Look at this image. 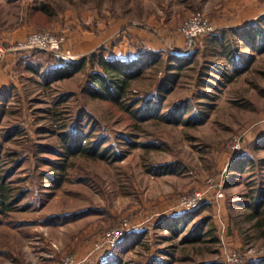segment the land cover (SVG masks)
I'll return each mask as SVG.
<instances>
[{"label": "rangeland", "instance_id": "obj_1", "mask_svg": "<svg viewBox=\"0 0 264 264\" xmlns=\"http://www.w3.org/2000/svg\"><path fill=\"white\" fill-rule=\"evenodd\" d=\"M193 1L0 0V31L9 37L52 30L78 61L103 47L109 55L145 50L153 61L121 105L91 96L86 68L53 79L51 67L62 64L40 51L39 61H25L31 70L23 64L19 86L0 93V189L10 188L11 206L0 205V264H62L66 255L78 264L112 256L110 264H225L226 248L239 251L242 264H263L264 229L245 202L251 188L264 189V0ZM42 6L49 20L35 15ZM184 11H201L215 30L179 49L180 28L168 24L181 26ZM77 32L97 40L87 54L73 49ZM187 51L190 65L175 68L171 56ZM178 114L190 121L178 123ZM236 134L243 144L234 156ZM251 148L259 161L240 169ZM211 177L221 180L222 209L214 192L195 208L177 207ZM126 218L138 233L113 254L116 245L93 253ZM176 222V234L159 227ZM213 224L218 242L207 235ZM197 233L201 242L183 243Z\"/></svg>", "mask_w": 264, "mask_h": 264}, {"label": "trees", "instance_id": "obj_2", "mask_svg": "<svg viewBox=\"0 0 264 264\" xmlns=\"http://www.w3.org/2000/svg\"><path fill=\"white\" fill-rule=\"evenodd\" d=\"M185 2H188V0H185ZM192 3H194L193 0H192ZM49 9L50 8H48L47 6L39 7L38 11L35 12V15L37 14L39 19L49 20V18L51 17L50 14L52 12ZM183 13H184L183 21H185L189 17V12L186 13L184 11ZM36 26L40 27V25H36ZM168 26L171 29H176L178 27L179 28L181 27L178 21H174L172 24H168ZM143 43H146V42H143ZM143 48L148 49L145 46H143ZM187 49L189 50V48ZM110 52L111 50L109 48L103 47L99 50V52H96L95 54H91L90 56H85L79 61L71 63L69 65L57 64L55 66H52L50 72L53 73L52 74L53 79H64V78L72 77L78 71L84 70L86 68V70L88 69L87 79L90 85L89 91H90L91 96L94 99L112 101L118 105L119 104L121 105V103L125 101V98L130 92L129 90L131 88L132 81L135 78H137L139 75H141L140 73L144 68L152 65L153 61L148 52L147 54H145V50H141L138 53H132V54H128L125 56H121V55L118 56L116 54L109 55ZM190 53H191L190 51L180 52V54H175L171 56L172 58L171 60L175 62V64H173L175 68L181 69L187 65H190L191 59L188 58L187 56V54H190ZM56 61L59 62L58 59H56ZM167 80H169V78H167ZM138 102H139V99L134 100L131 103L132 108L135 105H137ZM149 103H150V100L146 98L145 104L148 106ZM179 117H183V116L178 114V118L177 117L175 118V121H177L178 123H180V121L182 120V118H179ZM182 121L188 123L190 120L183 119ZM77 145H78L77 147L80 146L79 143ZM260 145H264V139L263 141L260 140ZM252 154H253V150L251 148L249 153H245L239 157L240 161H239L238 167L240 169L245 168L247 165L252 164L253 162L259 161ZM235 169L236 167L233 168L232 171H235ZM3 180H4V176L1 181L3 182ZM4 186L5 185H3L0 189V205L4 207L3 208L4 210H7L11 208L10 204H8V191L10 190V188H5ZM250 193H251L250 200L245 202L246 207L251 209L249 218L252 220L258 219V226L264 229V189L253 187L251 188ZM208 219L210 220V218L206 217L204 221L207 222ZM177 224L178 222H176V226L175 225L173 226V224H171L172 226H168V224H166V225H161L159 227L161 228L168 227V229H170L173 232V234H176L179 231V228H178L179 226H177ZM209 227H210V230H208L207 235L214 236L215 237L213 238L214 242H218V238L216 237L217 233H216L214 224L212 226L210 225ZM134 233H138V231L133 232V230H131L130 232L126 234L125 238L132 236ZM202 237H204L202 233H197V234H194L193 236L183 238L182 241L183 243H188L189 241L190 242H201ZM125 238H123L120 242L115 244L116 246L114 245L115 246V247L113 246L114 248L111 247L113 248L112 254L115 253L116 247L122 241H124ZM170 254H173V253H166V255H170ZM112 257L106 262V264H110L109 261L112 259ZM153 260H154L153 264H171V262H169L168 260H164L163 258H153ZM256 264H259V262H256ZM263 264H264V261H263Z\"/></svg>", "mask_w": 264, "mask_h": 264}, {"label": "built area", "instance_id": "obj_3", "mask_svg": "<svg viewBox=\"0 0 264 264\" xmlns=\"http://www.w3.org/2000/svg\"><path fill=\"white\" fill-rule=\"evenodd\" d=\"M215 30L213 23L201 11L193 13L187 18L180 27V32L185 38V47L192 46L194 41L205 36ZM66 36L58 35L52 30H39L27 34L23 39L13 43H8L3 34L0 33V60H2L10 52H30L40 50L54 56L63 65H69L78 61L76 55L71 49L65 47ZM242 135L236 134L229 141V148L234 156H237L242 150ZM221 180L214 178L208 179L206 188L197 189L178 198L177 207L182 209H192L205 202L210 192L215 193L214 202L218 206L222 205L224 191ZM220 220V218H219ZM133 229L132 221L129 218L122 219L121 222L108 229L94 243L92 252L102 251L111 248L120 242L128 232ZM225 264H242L243 257L239 251L226 248L223 252ZM62 264H78V260L72 255H66L62 259Z\"/></svg>", "mask_w": 264, "mask_h": 264}, {"label": "crops", "instance_id": "obj_4", "mask_svg": "<svg viewBox=\"0 0 264 264\" xmlns=\"http://www.w3.org/2000/svg\"><path fill=\"white\" fill-rule=\"evenodd\" d=\"M31 28V27H29ZM165 29V28H164ZM166 30V29H165ZM178 31L179 27L176 29H171L170 31ZM1 32V31H0ZM179 32V31H178ZM4 36V38L6 39V41L8 43H13L17 40L23 39V37L28 34L27 31L25 32V34H15L12 35L11 37H9L5 32H1ZM78 33V32H77ZM136 34V33H135ZM141 36V41L144 42L145 39H148V35L145 32H140L139 34ZM94 36L91 34H86V35H81V34H77V36L74 37L73 41H74V45H73V49L77 52V53H81L82 55L87 54L89 52V50H91V45L95 44L94 42L97 40L93 39ZM128 38H125V41H128ZM135 40L137 39V37H133ZM130 41H134V40H130ZM179 49H182L185 44H184V36L181 35L180 33L178 34V39H176ZM70 45V44H69ZM36 51H40V50H34V51H30V52H10L8 55H6L2 60H0V93H4L7 92L8 89H10L13 86H19V79L17 76V74H21V69L23 68V64L24 66H26L27 68L32 69V65L26 63L25 61L28 58H33L35 61H39L41 58L40 56L37 55ZM179 51V50H178ZM40 52H44V51H40ZM47 53V52H44ZM126 54H128L127 51H125V53H122L119 51L118 54L116 55H121V56H125ZM30 69V70H31ZM14 89V88H12ZM11 89V90H12ZM10 90V91H11ZM4 96L0 97V103L2 102Z\"/></svg>", "mask_w": 264, "mask_h": 264}]
</instances>
